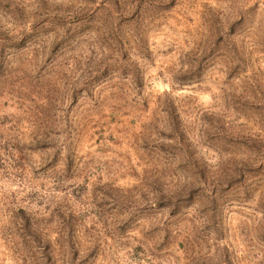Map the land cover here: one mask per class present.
Returning <instances> with one entry per match:
<instances>
[{
    "label": "rangeland",
    "instance_id": "374dc122",
    "mask_svg": "<svg viewBox=\"0 0 264 264\" xmlns=\"http://www.w3.org/2000/svg\"><path fill=\"white\" fill-rule=\"evenodd\" d=\"M0 264H264V0H0Z\"/></svg>",
    "mask_w": 264,
    "mask_h": 264
}]
</instances>
